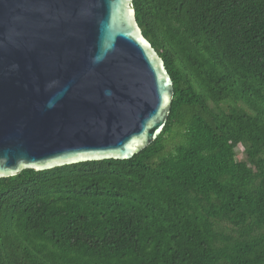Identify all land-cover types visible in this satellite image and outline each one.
<instances>
[{
	"label": "trees",
	"instance_id": "16d2710c",
	"mask_svg": "<svg viewBox=\"0 0 264 264\" xmlns=\"http://www.w3.org/2000/svg\"><path fill=\"white\" fill-rule=\"evenodd\" d=\"M132 6L173 83L162 133L0 178V264H264V0Z\"/></svg>",
	"mask_w": 264,
	"mask_h": 264
},
{
	"label": "water",
	"instance_id": "95a60500",
	"mask_svg": "<svg viewBox=\"0 0 264 264\" xmlns=\"http://www.w3.org/2000/svg\"><path fill=\"white\" fill-rule=\"evenodd\" d=\"M172 97L132 0H0V178L128 160Z\"/></svg>",
	"mask_w": 264,
	"mask_h": 264
},
{
	"label": "rangeland",
	"instance_id": "374dc122",
	"mask_svg": "<svg viewBox=\"0 0 264 264\" xmlns=\"http://www.w3.org/2000/svg\"><path fill=\"white\" fill-rule=\"evenodd\" d=\"M241 150H240V148H239V152H240ZM238 158L239 159H241L242 158V155H241V153H240V155L238 156Z\"/></svg>",
	"mask_w": 264,
	"mask_h": 264
}]
</instances>
